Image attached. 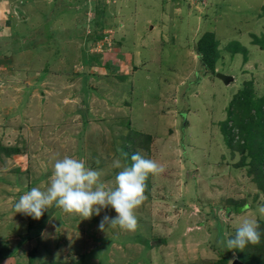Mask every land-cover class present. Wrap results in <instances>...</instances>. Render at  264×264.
I'll list each match as a JSON object with an SVG mask.
<instances>
[{
    "label": "rangeland",
    "instance_id": "374dc122",
    "mask_svg": "<svg viewBox=\"0 0 264 264\" xmlns=\"http://www.w3.org/2000/svg\"><path fill=\"white\" fill-rule=\"evenodd\" d=\"M208 32L219 42L214 72L198 50ZM263 45L264 0H0V144L20 147L0 153V264L220 261L219 237L246 216L264 220V188L222 131L246 81L264 93ZM147 134L150 147H137ZM123 147L165 168L148 176L135 230H100L117 215L111 206L90 218L55 206L39 219L15 212L65 155L114 184L112 161L130 166Z\"/></svg>",
    "mask_w": 264,
    "mask_h": 264
},
{
    "label": "clouds",
    "instance_id": "9594fccd",
    "mask_svg": "<svg viewBox=\"0 0 264 264\" xmlns=\"http://www.w3.org/2000/svg\"><path fill=\"white\" fill-rule=\"evenodd\" d=\"M131 161L130 166L123 165L120 159L112 161V168L121 169L112 184L102 179V170L88 167L83 159L65 155L55 161L48 186L32 187L24 192L15 203L14 210L39 219L45 210L55 206L65 213L90 218L111 206L117 215H105L99 224L100 230H104L106 225L126 231L135 230L138 226L136 210L146 199V180L150 174L163 173L165 168L140 152L133 153ZM258 212L264 216V204L258 205ZM218 218L225 222L222 214L218 213ZM259 227L254 217L246 216L235 226L234 235L230 237L225 232L216 242L228 249H244L248 244H259Z\"/></svg>",
    "mask_w": 264,
    "mask_h": 264
},
{
    "label": "trees",
    "instance_id": "16d2710c",
    "mask_svg": "<svg viewBox=\"0 0 264 264\" xmlns=\"http://www.w3.org/2000/svg\"><path fill=\"white\" fill-rule=\"evenodd\" d=\"M98 21V27H102L101 14L96 18ZM101 21V22H100ZM254 43H262L263 39L255 36ZM218 40L214 33H205L198 43V50L202 56L204 63L213 72L215 71V62L218 55ZM264 46V45H263ZM245 51V49H244ZM253 83L246 81L244 86L240 88L228 106V116L225 121L222 122V131L225 136V140L233 152L238 149L242 153V158L247 161L248 166L255 169V181L258 186L264 188V93L261 96H257V93L253 90ZM132 132V128L128 130L126 134H123L122 139H127ZM237 132V133H236ZM236 136L241 137L242 142L236 141ZM143 137H139L137 140V147L145 146L150 147L153 136L147 134L145 140ZM240 140V141H241ZM129 142V141H128ZM127 142V144H128ZM136 142V141H135ZM237 142V143H236ZM127 162L131 165V155L136 150H130L127 147H123ZM20 151L19 146H11L0 144V153L4 156H10ZM255 167V168H254ZM250 168V169H251ZM149 177L147 178V180ZM146 180V181H147ZM249 203L235 205L237 211H242L243 208H248ZM259 231L261 232V240L259 244H248L244 249L227 248V254L216 262V264H230V255L232 250L236 251L239 258L246 264H264V220H260ZM31 226L28 227V231L31 230ZM29 264H33V258L29 260ZM42 264H72L68 261H44Z\"/></svg>",
    "mask_w": 264,
    "mask_h": 264
},
{
    "label": "water",
    "instance_id": "95a60500",
    "mask_svg": "<svg viewBox=\"0 0 264 264\" xmlns=\"http://www.w3.org/2000/svg\"><path fill=\"white\" fill-rule=\"evenodd\" d=\"M217 77L221 79L225 84H230L235 80V77L231 74L223 73L220 71L216 72ZM232 264H246L244 261H242L240 258H234Z\"/></svg>",
    "mask_w": 264,
    "mask_h": 264
}]
</instances>
